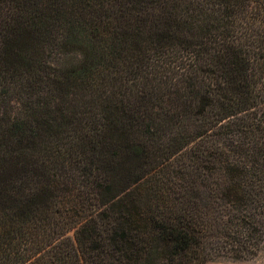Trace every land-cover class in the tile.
<instances>
[{"label": "trees", "instance_id": "trees-1", "mask_svg": "<svg viewBox=\"0 0 264 264\" xmlns=\"http://www.w3.org/2000/svg\"><path fill=\"white\" fill-rule=\"evenodd\" d=\"M263 248L264 0H0V264Z\"/></svg>", "mask_w": 264, "mask_h": 264}, {"label": "rangeland", "instance_id": "rangeland-1", "mask_svg": "<svg viewBox=\"0 0 264 264\" xmlns=\"http://www.w3.org/2000/svg\"><path fill=\"white\" fill-rule=\"evenodd\" d=\"M127 23L125 22V20L123 18L118 17V15H113L111 18V25L113 27H118V26H122ZM70 61H72V59H70ZM171 173H168V175H164L163 177H167V179H165V181H167L166 186V190H165V195H171L174 196L173 191H178V188H175L173 186V183L170 181L169 178H171ZM157 185H153L152 189L156 188ZM160 195L158 193H155V195ZM212 202V204L214 206L212 207H216V203H214L213 200H210ZM154 203H157V198L154 196ZM208 264H264V248L263 250L260 252V254L253 259L250 260H242V261H231V260H222V261H215V262H209Z\"/></svg>", "mask_w": 264, "mask_h": 264}]
</instances>
